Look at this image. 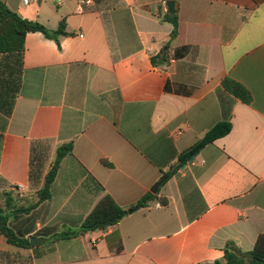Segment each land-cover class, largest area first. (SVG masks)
Wrapping results in <instances>:
<instances>
[{
	"label": "crops",
	"instance_id": "crops-1",
	"mask_svg": "<svg viewBox=\"0 0 264 264\" xmlns=\"http://www.w3.org/2000/svg\"><path fill=\"white\" fill-rule=\"evenodd\" d=\"M2 1L51 30L65 20L71 35L57 44L28 33L21 60L0 56V98L13 101L11 115L0 110V192L10 194L0 204L37 202L57 149L73 150L51 199L10 220L40 241L20 248L0 234V264H212L225 262L229 243L254 250L264 233V0H169L179 18L172 41L162 0ZM163 50L169 62L154 66ZM227 78L250 103L224 89ZM222 121L229 134L134 207ZM106 195L123 219L59 237L79 232Z\"/></svg>",
	"mask_w": 264,
	"mask_h": 264
},
{
	"label": "trees",
	"instance_id": "trees-1",
	"mask_svg": "<svg viewBox=\"0 0 264 264\" xmlns=\"http://www.w3.org/2000/svg\"><path fill=\"white\" fill-rule=\"evenodd\" d=\"M168 22L173 25V30L170 35L171 41L178 36L179 32V18L175 11L168 13L166 18ZM42 33L46 38L54 40L59 44L60 36H70L71 34L66 31V22L62 20L59 27L51 30L43 24L22 18L16 12L10 10L4 1L0 0V56L1 55H16L19 60L22 59L25 51V37L28 33ZM168 46V45H167ZM186 49L178 50L176 57H182ZM151 62L154 66H163L169 62L168 50H163L157 56L151 57ZM224 89L231 93L242 102L248 104L251 101L250 92L240 83L225 79L223 82ZM19 85L16 84V93L18 92ZM8 102V103H7ZM5 103L7 106H5ZM6 107V108H5ZM13 101L3 100L0 98V110L5 111L9 116L12 113ZM232 130V123L230 121H222L217 123L211 128L207 134L199 140L195 145L181 153L178 157V163L173 167L172 171L164 173L161 184L166 183L172 174L177 169L188 163L196 154H198L205 146L213 143L215 140L222 138L229 134ZM73 143L65 144L57 149L56 159L48 171L43 188L37 193L38 201L28 206L10 205L6 200L4 205L0 204V234L4 236L7 243L24 248L30 246V241L25 240L21 233H18L11 225V218L17 217L22 214H30L41 203L51 199V187L58 175L59 167L62 160L72 152ZM10 194L0 192V201L5 196ZM19 197V195H17ZM156 198V194L149 193L142 200H140L134 207H143ZM165 204V200H161ZM10 210V212H9ZM127 215V210L120 207L108 195L103 197L100 202L95 206L92 212L87 216L83 222L79 232L60 234L59 237H71L80 233L89 231L104 230L111 226L116 225L123 217ZM36 233L35 236H39ZM225 262L216 261L212 264H264V233L259 237L256 247L251 252H243L235 244L229 243L224 249ZM209 264V263H200Z\"/></svg>",
	"mask_w": 264,
	"mask_h": 264
},
{
	"label": "built area",
	"instance_id": "built-area-1",
	"mask_svg": "<svg viewBox=\"0 0 264 264\" xmlns=\"http://www.w3.org/2000/svg\"><path fill=\"white\" fill-rule=\"evenodd\" d=\"M31 1L32 0H24L25 4H30ZM161 2H162V4H163L164 7H166V8L168 7L169 0H162ZM80 3L81 4H89L90 1L89 0H80ZM61 4H62V1H58V5H61ZM172 62H174V60H172ZM14 189L19 192V196H21V197H23L22 195L27 190L26 186L24 184H22V183L16 184L15 187H14ZM160 204L161 203H157L158 206Z\"/></svg>",
	"mask_w": 264,
	"mask_h": 264
},
{
	"label": "water",
	"instance_id": "water-1",
	"mask_svg": "<svg viewBox=\"0 0 264 264\" xmlns=\"http://www.w3.org/2000/svg\"><path fill=\"white\" fill-rule=\"evenodd\" d=\"M168 10L170 13H174L175 12V1H169L168 2ZM161 182L157 183L154 188L152 189V193L156 194L158 192V188L160 186ZM133 210H129V212H131ZM31 244L35 245V241H40L38 238L32 237L31 238Z\"/></svg>",
	"mask_w": 264,
	"mask_h": 264
}]
</instances>
